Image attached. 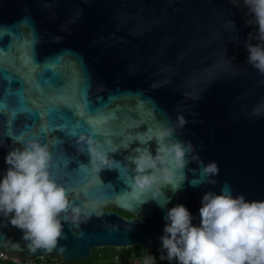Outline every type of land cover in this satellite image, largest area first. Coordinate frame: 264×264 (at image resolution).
<instances>
[{"label": "water", "instance_id": "95a60500", "mask_svg": "<svg viewBox=\"0 0 264 264\" xmlns=\"http://www.w3.org/2000/svg\"><path fill=\"white\" fill-rule=\"evenodd\" d=\"M249 19L245 0H0V179L14 138L39 140L70 200L52 250L0 214V254L74 262L144 247L168 259L170 208L184 204L199 225L209 191L264 201V74L247 61L246 44L259 43ZM166 128L195 153L162 192L142 190L133 157L155 153ZM89 141L110 168L96 171Z\"/></svg>", "mask_w": 264, "mask_h": 264}, {"label": "clouds", "instance_id": "9594fccd", "mask_svg": "<svg viewBox=\"0 0 264 264\" xmlns=\"http://www.w3.org/2000/svg\"><path fill=\"white\" fill-rule=\"evenodd\" d=\"M245 5L251 16L247 23L258 27L255 39L259 41L246 44L247 61L264 74V0H245ZM177 120L181 128L188 122L182 115ZM155 139L156 152H137L133 163L137 186L147 191L160 186L162 192L174 182L177 171L187 166V157L195 148L179 140L171 128L161 130ZM13 143L20 146L5 157L9 167L0 179V214L24 231L23 238L30 247L52 250L62 238L61 214L70 207L67 189L52 175L53 154L47 144L20 138H14ZM87 146L97 172L111 167L106 153L90 141ZM168 161L174 168L165 167ZM203 171L207 182L217 183L211 179L219 174L215 162L204 166ZM201 204L199 225L192 223V214L184 204L167 211L160 240L169 260L177 264H264V201L234 197L225 186L220 194L205 193ZM72 210L79 212L78 207Z\"/></svg>", "mask_w": 264, "mask_h": 264}, {"label": "trees", "instance_id": "16d2710c", "mask_svg": "<svg viewBox=\"0 0 264 264\" xmlns=\"http://www.w3.org/2000/svg\"><path fill=\"white\" fill-rule=\"evenodd\" d=\"M119 214L130 217L123 211H118ZM140 250H144L143 254ZM96 251V252H95ZM117 256V259L115 257ZM0 264H26L14 262L10 259L0 258ZM32 264H177L176 260H169L156 256L153 252L144 247L136 248H101L93 249L91 255L83 261L74 262H50L48 258H38Z\"/></svg>", "mask_w": 264, "mask_h": 264}, {"label": "built area", "instance_id": "2783aa9c", "mask_svg": "<svg viewBox=\"0 0 264 264\" xmlns=\"http://www.w3.org/2000/svg\"><path fill=\"white\" fill-rule=\"evenodd\" d=\"M145 251L144 250H140V253L143 254ZM0 258L2 259H7L4 255L0 254ZM115 259H117V256L115 257Z\"/></svg>", "mask_w": 264, "mask_h": 264}, {"label": "rangeland", "instance_id": "374dc122", "mask_svg": "<svg viewBox=\"0 0 264 264\" xmlns=\"http://www.w3.org/2000/svg\"><path fill=\"white\" fill-rule=\"evenodd\" d=\"M100 249V248H99ZM96 252V251H95Z\"/></svg>", "mask_w": 264, "mask_h": 264}]
</instances>
